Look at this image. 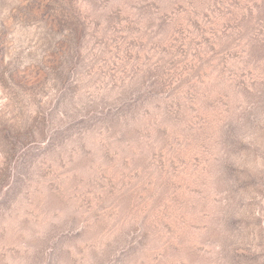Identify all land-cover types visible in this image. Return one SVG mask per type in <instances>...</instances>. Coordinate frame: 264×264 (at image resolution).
<instances>
[{"label": "rangeland", "instance_id": "374dc122", "mask_svg": "<svg viewBox=\"0 0 264 264\" xmlns=\"http://www.w3.org/2000/svg\"><path fill=\"white\" fill-rule=\"evenodd\" d=\"M0 264H264V0H0Z\"/></svg>", "mask_w": 264, "mask_h": 264}]
</instances>
